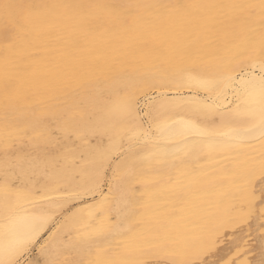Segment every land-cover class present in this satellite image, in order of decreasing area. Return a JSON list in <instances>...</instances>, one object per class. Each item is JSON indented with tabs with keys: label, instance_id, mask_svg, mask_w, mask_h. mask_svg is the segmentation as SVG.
<instances>
[{
	"label": "bare ground",
	"instance_id": "1",
	"mask_svg": "<svg viewBox=\"0 0 264 264\" xmlns=\"http://www.w3.org/2000/svg\"><path fill=\"white\" fill-rule=\"evenodd\" d=\"M262 65L264 0H0V264H264Z\"/></svg>",
	"mask_w": 264,
	"mask_h": 264
},
{
	"label": "rangeland",
	"instance_id": "2",
	"mask_svg": "<svg viewBox=\"0 0 264 264\" xmlns=\"http://www.w3.org/2000/svg\"><path fill=\"white\" fill-rule=\"evenodd\" d=\"M183 92L184 93H187V90H183ZM151 94V95H150ZM156 94H157V92L154 90V92L152 91V92H148V93H146V95H143V96H140L139 97V100H138V110H140L139 112H140V114L141 115H143V113L145 112V106H144V104L146 103V100L147 99H149L150 97H154V96H156ZM148 97V98H147ZM143 101V102H142ZM140 105V106H139ZM143 105V106H142ZM140 108V109H139ZM142 111V112H141ZM144 118V117H143ZM145 122H146V120H145V118L143 119ZM117 157V156H116ZM116 157H115V159H116ZM88 199H86L85 201H87ZM79 204H82V201L81 202H73L72 204H71V208H73V207H76V206H78ZM43 236H46V234H44ZM38 251L37 250H35V251H33V252H31V253H34V254H36ZM30 253V254H31ZM30 254H29V257H30ZM32 255V254H31ZM23 260V259H22ZM25 261V262H24ZM29 260H28V258L27 257H24V260L23 261H19V264H27V262H28Z\"/></svg>",
	"mask_w": 264,
	"mask_h": 264
},
{
	"label": "snow or ice",
	"instance_id": "3",
	"mask_svg": "<svg viewBox=\"0 0 264 264\" xmlns=\"http://www.w3.org/2000/svg\"><path fill=\"white\" fill-rule=\"evenodd\" d=\"M261 71L264 72V65H262ZM260 86H261V99L262 102H264V76H262L261 78ZM9 264H19V261H9Z\"/></svg>",
	"mask_w": 264,
	"mask_h": 264
}]
</instances>
